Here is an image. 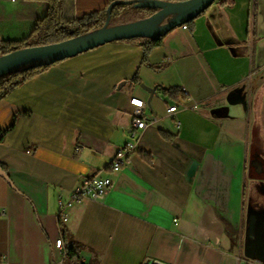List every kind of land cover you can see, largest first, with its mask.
Returning a JSON list of instances; mask_svg holds the SVG:
<instances>
[{
  "label": "crops",
  "instance_id": "obj_1",
  "mask_svg": "<svg viewBox=\"0 0 264 264\" xmlns=\"http://www.w3.org/2000/svg\"><path fill=\"white\" fill-rule=\"evenodd\" d=\"M112 1L64 0L75 18ZM48 8L0 0V38L27 39ZM146 43L57 63L0 102V129L13 127L0 142L12 183L0 176V264H72L70 239L87 264H264L245 254L248 191L264 188L263 169L248 159L253 109L264 127V0H218L193 28L149 53ZM142 86L158 88L150 105ZM175 87L187 99L160 92ZM134 98L155 119L144 131L133 126ZM131 142L137 149L113 172ZM95 176L113 181L109 193L72 204L60 221V200Z\"/></svg>",
  "mask_w": 264,
  "mask_h": 264
},
{
  "label": "water",
  "instance_id": "obj_2",
  "mask_svg": "<svg viewBox=\"0 0 264 264\" xmlns=\"http://www.w3.org/2000/svg\"><path fill=\"white\" fill-rule=\"evenodd\" d=\"M218 0H189L185 2H142L138 8H155V14L131 23L111 24V15L105 27L87 35L60 43L25 47L7 55L0 56V77L17 71H26L43 65H55L114 42L132 41L136 39L158 42L173 31L196 20L207 12ZM115 3H112L111 7ZM109 8V12L111 11ZM151 98L157 94V87L142 86ZM0 176L10 184L6 171L0 166ZM249 215L256 213L249 207ZM254 237L246 233L245 254L257 257L264 262V217L255 224Z\"/></svg>",
  "mask_w": 264,
  "mask_h": 264
},
{
  "label": "trees",
  "instance_id": "obj_3",
  "mask_svg": "<svg viewBox=\"0 0 264 264\" xmlns=\"http://www.w3.org/2000/svg\"><path fill=\"white\" fill-rule=\"evenodd\" d=\"M48 1L49 8L47 16L43 19L38 20L36 27L30 37L19 42L4 41L0 38V56L7 55L11 52L25 47L60 43L83 35H87L105 27L108 21L109 14L111 15V21H115L122 19L124 16L133 11L144 13L148 17L158 12V9L155 8H138L137 5L142 2L159 1L178 3L189 0H113L105 10L96 12L94 14L85 15L82 18L71 17L68 9L66 8L64 0ZM112 3L115 4L111 7ZM110 7L111 11L109 12ZM194 25L195 20L187 23L184 26L193 28ZM165 38L166 37L158 42L147 41V43L145 44L146 52L149 53L153 49L162 46ZM139 40L140 39L132 41ZM52 66L53 65H43L30 70L21 72L17 71L1 76L0 102H2L12 91L20 87L22 84L48 71ZM160 92L163 93L164 97L171 98L174 101L187 99V94L179 87L169 89L161 88ZM12 128L5 131L0 129V142L4 140V138ZM0 166L5 169L2 164H0ZM65 248L66 258L70 263L87 264L81 259V248L77 242L71 239L67 240Z\"/></svg>",
  "mask_w": 264,
  "mask_h": 264
},
{
  "label": "built area",
  "instance_id": "obj_4",
  "mask_svg": "<svg viewBox=\"0 0 264 264\" xmlns=\"http://www.w3.org/2000/svg\"><path fill=\"white\" fill-rule=\"evenodd\" d=\"M133 107V126L134 129L144 131L151 124L155 122L154 118H148L144 114L146 103L143 100L134 98L130 102ZM178 110L177 106H171L168 109L170 115H175ZM180 123L176 121V126L179 127ZM133 138L140 137V133H132ZM138 140V139H137ZM137 149L136 143H129L124 149L119 151L112 161L111 169L113 172H119L124 165L128 162V156ZM113 186V181L110 178L92 177L84 181V183L76 188L71 194V200L69 203L60 200L59 202V218L63 223L68 222L67 209L74 203H81L85 200H100L104 198ZM58 248H64V242L62 239L56 241ZM145 264H167L158 261H149Z\"/></svg>",
  "mask_w": 264,
  "mask_h": 264
},
{
  "label": "rangeland",
  "instance_id": "obj_5",
  "mask_svg": "<svg viewBox=\"0 0 264 264\" xmlns=\"http://www.w3.org/2000/svg\"><path fill=\"white\" fill-rule=\"evenodd\" d=\"M147 17L148 16L145 15L144 13L133 11L130 12L128 15L124 16L120 20L111 21V24L116 25V23L119 24L131 23L141 19H145ZM248 92H249L248 90H245V93L244 92L239 93L240 94L239 97H241L242 102L245 101V99L247 98L249 94ZM256 114H257L256 111H254L253 109L250 118L251 133H250V149H249L248 159L250 164L251 161L254 160V161H259V163L263 164L264 166V127H260L261 123H259L258 121L255 122ZM262 114L264 116V112ZM262 122L264 121L262 120ZM261 189L262 188L260 186L259 187L256 186L255 189L252 187L250 189V192L248 191V199H247L248 208L245 214V234L249 233L251 234V237L255 236L256 233L255 224L258 223L259 218L257 216L249 215L248 211H249V207L251 206V209L253 211L264 213V207H260L259 204H254L255 201H262V202L264 201V195Z\"/></svg>",
  "mask_w": 264,
  "mask_h": 264
},
{
  "label": "flooded vegetation",
  "instance_id": "obj_6",
  "mask_svg": "<svg viewBox=\"0 0 264 264\" xmlns=\"http://www.w3.org/2000/svg\"><path fill=\"white\" fill-rule=\"evenodd\" d=\"M254 163H255V165H257V167L263 169V171H264V166H262V164H260L259 161H254ZM261 188H262V187H261ZM261 190H262L263 195H264V188H262ZM254 204H259L260 207H264V201H263V202H262V201H255ZM254 213H256V216H257L259 219H260L261 217H264V213H263V212H255V211H254ZM258 222H259V220H258Z\"/></svg>",
  "mask_w": 264,
  "mask_h": 264
},
{
  "label": "bare ground",
  "instance_id": "obj_7",
  "mask_svg": "<svg viewBox=\"0 0 264 264\" xmlns=\"http://www.w3.org/2000/svg\"><path fill=\"white\" fill-rule=\"evenodd\" d=\"M184 29H187L188 27L187 26H183Z\"/></svg>",
  "mask_w": 264,
  "mask_h": 264
}]
</instances>
